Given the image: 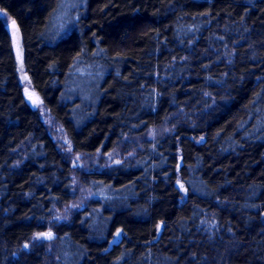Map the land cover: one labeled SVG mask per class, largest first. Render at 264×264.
<instances>
[{"label": "trees", "instance_id": "16d2710c", "mask_svg": "<svg viewBox=\"0 0 264 264\" xmlns=\"http://www.w3.org/2000/svg\"><path fill=\"white\" fill-rule=\"evenodd\" d=\"M60 3L0 9L72 150L127 156L79 170L91 196L52 219L75 169L0 17V264H264V0H85L51 36ZM80 69L89 98L69 91Z\"/></svg>", "mask_w": 264, "mask_h": 264}, {"label": "rangeland", "instance_id": "374dc122", "mask_svg": "<svg viewBox=\"0 0 264 264\" xmlns=\"http://www.w3.org/2000/svg\"><path fill=\"white\" fill-rule=\"evenodd\" d=\"M84 5L85 0H61L59 9L57 11L58 13L55 14V19L53 20L52 26L49 29L50 35L54 36L56 32H62V30L65 32V29L72 26L74 23L73 18L76 17V10H79V8L83 7ZM0 17L4 20L6 24L9 23L12 19L1 9ZM9 30L13 41V50L16 60L18 76L22 84L25 97L35 108L38 109L39 113L41 114V117L44 119V121L48 123L54 138L57 140L58 144L60 145L62 150H64L66 155L70 157V160L75 169L73 174V183L77 189L78 198L71 204L56 205L52 211V219L54 221L65 220L69 217V214L74 211L75 208L79 207L82 204V201L84 199L91 196V192L89 191V189L79 185L78 171L81 169L88 168H100L104 165L118 162L127 155L122 154L118 149L103 155L100 153V151L93 153L92 155H83L77 154L72 150L70 141L66 137V134L64 133L63 129L51 120L50 114L42 104L41 98L31 86L29 76L25 71L23 64V51L20 32L18 31L17 37V34L13 28H10ZM76 76L77 77L74 79V82L69 87V91H77L81 93V95L85 98H89L90 94L94 91V85L96 84L95 77L92 74H89L88 71H85L83 69L78 70ZM48 233H51L50 238L46 235ZM53 238V232L51 230H46L36 233L32 237L31 241L34 242L45 240L47 242H51ZM26 246L27 244L23 245V247Z\"/></svg>", "mask_w": 264, "mask_h": 264}, {"label": "snow or ice", "instance_id": "6c2138e0", "mask_svg": "<svg viewBox=\"0 0 264 264\" xmlns=\"http://www.w3.org/2000/svg\"><path fill=\"white\" fill-rule=\"evenodd\" d=\"M12 27H13V29L15 30V32H16V34H17V37H18V29H16V23H15V21L13 20L12 21ZM42 235H44V234H42ZM49 238L51 237V233H48V234H46Z\"/></svg>", "mask_w": 264, "mask_h": 264}, {"label": "water", "instance_id": "95a60500", "mask_svg": "<svg viewBox=\"0 0 264 264\" xmlns=\"http://www.w3.org/2000/svg\"><path fill=\"white\" fill-rule=\"evenodd\" d=\"M14 19H11V21L9 22V23H7V24H5V26H6V28H8V29H10V28H13L12 27V21H13ZM15 21V20H14ZM16 23V22H15ZM16 29H17V25H16Z\"/></svg>", "mask_w": 264, "mask_h": 264}]
</instances>
